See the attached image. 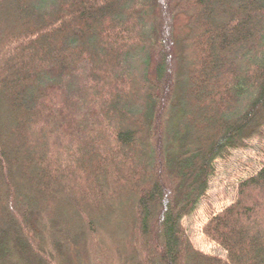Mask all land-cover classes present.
I'll use <instances>...</instances> for the list:
<instances>
[{
  "label": "trees",
  "instance_id": "trees-1",
  "mask_svg": "<svg viewBox=\"0 0 264 264\" xmlns=\"http://www.w3.org/2000/svg\"><path fill=\"white\" fill-rule=\"evenodd\" d=\"M262 139L264 0H0V264H264Z\"/></svg>",
  "mask_w": 264,
  "mask_h": 264
},
{
  "label": "rangeland",
  "instance_id": "rangeland-1",
  "mask_svg": "<svg viewBox=\"0 0 264 264\" xmlns=\"http://www.w3.org/2000/svg\"><path fill=\"white\" fill-rule=\"evenodd\" d=\"M177 33L184 31V19L176 23ZM264 159V139L250 141L247 148L235 150L226 161L217 164V173L210 183L209 201L216 208L229 203L233 197L238 177L245 175L248 169L255 168L258 160ZM206 216L202 207L185 220L187 231L193 245L200 251L219 258L225 257L224 250L206 240L201 233V226Z\"/></svg>",
  "mask_w": 264,
  "mask_h": 264
}]
</instances>
